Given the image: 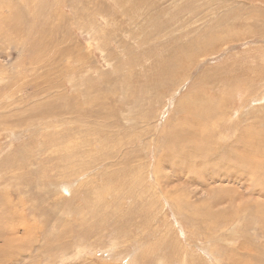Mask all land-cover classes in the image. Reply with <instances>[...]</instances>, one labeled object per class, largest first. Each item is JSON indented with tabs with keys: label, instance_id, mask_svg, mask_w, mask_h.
Instances as JSON below:
<instances>
[{
	"label": "rangeland",
	"instance_id": "1",
	"mask_svg": "<svg viewBox=\"0 0 264 264\" xmlns=\"http://www.w3.org/2000/svg\"><path fill=\"white\" fill-rule=\"evenodd\" d=\"M262 178L264 0H0V264H264Z\"/></svg>",
	"mask_w": 264,
	"mask_h": 264
},
{
	"label": "bare ground",
	"instance_id": "2",
	"mask_svg": "<svg viewBox=\"0 0 264 264\" xmlns=\"http://www.w3.org/2000/svg\"><path fill=\"white\" fill-rule=\"evenodd\" d=\"M256 74H257V73H256ZM225 85H226V84H225ZM221 87H222V86H221ZM241 103H242V102H241ZM239 110H240V109H239ZM233 113H234V112H233ZM238 114H239V112H238L235 116H237ZM232 119H233V118L228 119V122L225 121V123H226V124H231ZM233 123H234V121H233ZM230 126H231V125H228L227 127L225 126L226 128H225V130H223V132H222V129L220 130V129H218V128H215V131H216V133H217L218 135H219V134H224L226 131H228V129L230 128ZM236 127H237V123H236ZM236 127H235V129H236ZM222 128H224V127H222ZM224 131H225V132H224ZM187 135H188V137H189V141H190V137H191V139H193V143L191 144L192 146H194V147L199 146V144H196L197 142L194 141V140H197V139H194V137H196V135H195V136H191L190 134H187ZM187 135L185 136L184 133H183V131H181V133L179 134V137H180V138H183L184 140H187ZM179 137H176V138H179ZM198 138H200V137H198ZM189 141H184V143H185V145H186L187 147H188V145H189ZM222 142H223V141H222ZM258 144H259V143H258ZM249 152H250V151H249ZM253 152H255L256 155H257V153H258V152H257V148H255V149L253 148ZM247 154H248V153H247ZM250 155H252V154H250ZM256 155H255V157H254V162L257 161V159H256ZM251 157H252V156H251ZM257 158H258V157H257ZM254 162H253V163H254ZM253 163H251V164H253ZM250 166H252V165H250ZM254 171H257V168H253V169H252V167H251V169H247L246 172H249V173L252 172V173H253ZM242 172H243V171H242ZM242 172H241V173H242ZM244 174H245V173H244ZM229 175H230V174H229ZM255 175H256V174H255ZM226 176H227V175H226ZM226 176H225V177H226ZM230 177H231V181L236 182V183L239 184V185H242V184H244V182H245V181L242 182V180H238L237 177H235L233 174H232V176H230ZM239 177H240V176H239ZM255 177H256V176H254L253 179H255ZM221 178L224 179V177H219L218 179H221ZM226 178H227V177H226ZM250 179H251V178H250ZM256 179L258 180L257 177H256ZM262 180H264V178H262ZM250 181H251V180H250ZM253 181H254V180H253ZM247 183H248V182H247ZM251 183H253V182L251 181ZM257 183H258V182H257ZM257 183H256V184H257ZM248 184H249V183H248ZM56 187L59 189V186H56ZM242 187L244 188V186H241V188H242ZM61 188H65V189H64V191H65L67 187L60 186V189H61ZM69 188H70V187H69ZM69 188H68V189H69ZM253 188H254V187H253ZM226 192H227V191H226ZM230 194H231V191H230ZM233 195H234V194H233ZM238 195H239V194H238ZM259 195H260V194H259ZM231 196H232V195H231ZM234 196H236V195H234ZM223 198H224V197H223ZM237 199H238V198H237ZM248 199H249V198H248ZM248 201H249V200H248ZM214 205H215V204H214ZM256 209H257V208H256ZM213 211H214V210H213ZM218 213H219V212H218ZM260 213H261V212H260ZM22 217H23V216H22ZM23 219H24V218H23ZM256 229H257V228H256ZM2 247H3V245H2ZM2 247H1V248H2ZM3 249H4V248H3ZM218 253H219V252H218ZM215 254H216V253H215ZM237 258H238V257H237ZM219 261H220V260H219Z\"/></svg>",
	"mask_w": 264,
	"mask_h": 264
}]
</instances>
